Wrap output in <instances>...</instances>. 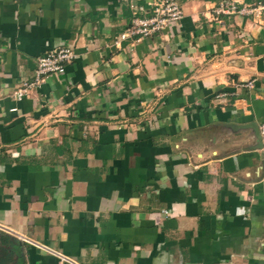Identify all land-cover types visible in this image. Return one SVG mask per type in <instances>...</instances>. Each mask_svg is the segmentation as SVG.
Masks as SVG:
<instances>
[{
  "label": "crops",
  "instance_id": "obj_1",
  "mask_svg": "<svg viewBox=\"0 0 264 264\" xmlns=\"http://www.w3.org/2000/svg\"><path fill=\"white\" fill-rule=\"evenodd\" d=\"M154 1L0 0L14 264H57L45 248L78 264H264V12L177 0L176 26L116 42L130 5ZM58 47L74 60L16 100Z\"/></svg>",
  "mask_w": 264,
  "mask_h": 264
},
{
  "label": "built area",
  "instance_id": "obj_2",
  "mask_svg": "<svg viewBox=\"0 0 264 264\" xmlns=\"http://www.w3.org/2000/svg\"><path fill=\"white\" fill-rule=\"evenodd\" d=\"M264 12V0L245 4L239 0H220L213 10L214 18L223 15L256 14ZM182 17V10L177 0H155L149 7L141 4L130 5V17L127 28L117 36L116 42L127 38H145L176 26ZM76 53L70 47H58L38 56L35 61L34 75L31 81H24L14 92L13 97L21 100L33 87H39L51 75L64 72L65 66L71 63ZM251 86V82L246 83ZM219 96H225L224 93ZM15 110V108L11 109ZM260 155L264 163V123L258 126ZM45 248V247H44ZM48 250L57 260V264H78L73 258ZM29 264V263H26Z\"/></svg>",
  "mask_w": 264,
  "mask_h": 264
},
{
  "label": "trees",
  "instance_id": "obj_3",
  "mask_svg": "<svg viewBox=\"0 0 264 264\" xmlns=\"http://www.w3.org/2000/svg\"><path fill=\"white\" fill-rule=\"evenodd\" d=\"M1 232V231H0ZM4 235H5V237L7 238V241H9V244L8 245H10V247L7 249V247H5L4 248V246H3V248H1L0 249V253H7L8 255H9V260L7 261V262H9L8 264H14V262H15V260H14V256H13V254H12V247H13V244H14V242H13V239L12 238H10L8 235H6L5 233H3ZM2 244H4V243H2ZM12 246V247H11ZM6 261H4V260H2L1 258H0V263H2V264H6L5 263Z\"/></svg>",
  "mask_w": 264,
  "mask_h": 264
},
{
  "label": "rangeland",
  "instance_id": "obj_4",
  "mask_svg": "<svg viewBox=\"0 0 264 264\" xmlns=\"http://www.w3.org/2000/svg\"><path fill=\"white\" fill-rule=\"evenodd\" d=\"M4 243V244H2ZM9 241H7V238L5 237V235L3 234V232H0V249L7 247V249L10 247ZM0 258L4 261H6L5 263L8 264L9 262H7L9 259V255L7 253H0ZM2 264V263H0Z\"/></svg>",
  "mask_w": 264,
  "mask_h": 264
}]
</instances>
